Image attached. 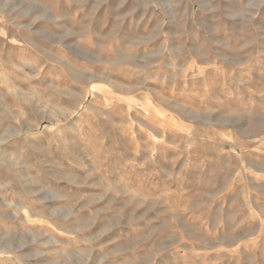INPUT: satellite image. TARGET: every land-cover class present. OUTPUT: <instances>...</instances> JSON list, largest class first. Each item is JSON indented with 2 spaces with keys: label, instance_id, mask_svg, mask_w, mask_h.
<instances>
[{
  "label": "rangeland",
  "instance_id": "374dc122",
  "mask_svg": "<svg viewBox=\"0 0 264 264\" xmlns=\"http://www.w3.org/2000/svg\"><path fill=\"white\" fill-rule=\"evenodd\" d=\"M0 264H264V0H0Z\"/></svg>",
  "mask_w": 264,
  "mask_h": 264
}]
</instances>
